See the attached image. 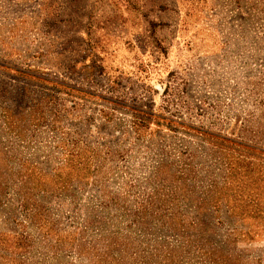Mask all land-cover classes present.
<instances>
[{
  "label": "rangeland",
  "instance_id": "obj_1",
  "mask_svg": "<svg viewBox=\"0 0 264 264\" xmlns=\"http://www.w3.org/2000/svg\"><path fill=\"white\" fill-rule=\"evenodd\" d=\"M0 264H264V0H0Z\"/></svg>",
  "mask_w": 264,
  "mask_h": 264
}]
</instances>
